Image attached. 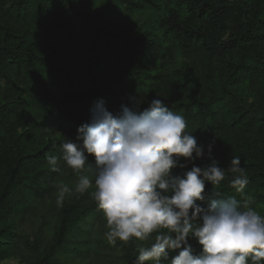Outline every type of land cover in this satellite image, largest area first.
<instances>
[{
	"label": "trees",
	"instance_id": "1",
	"mask_svg": "<svg viewBox=\"0 0 264 264\" xmlns=\"http://www.w3.org/2000/svg\"><path fill=\"white\" fill-rule=\"evenodd\" d=\"M102 1L0 0V264H133L140 242L108 245L91 191L57 206L77 177L47 164L99 100L161 99L205 146L197 166L209 144L221 167L240 156L243 193L219 190L264 214V0Z\"/></svg>",
	"mask_w": 264,
	"mask_h": 264
},
{
	"label": "clouds",
	"instance_id": "2",
	"mask_svg": "<svg viewBox=\"0 0 264 264\" xmlns=\"http://www.w3.org/2000/svg\"><path fill=\"white\" fill-rule=\"evenodd\" d=\"M187 127L185 116L161 99L143 111L122 104L117 112L97 101L90 120L77 130L80 143L66 139L59 157H47L51 172L62 174L66 166L77 177L73 186H56L57 206L91 191L108 245L140 242L133 264H264V214L250 200L219 190L230 177L229 185L243 193L249 177L240 156L221 167L209 144L211 162L197 166L205 146L185 132ZM189 164L190 170L172 173Z\"/></svg>",
	"mask_w": 264,
	"mask_h": 264
},
{
	"label": "rangeland",
	"instance_id": "3",
	"mask_svg": "<svg viewBox=\"0 0 264 264\" xmlns=\"http://www.w3.org/2000/svg\"><path fill=\"white\" fill-rule=\"evenodd\" d=\"M101 4L106 6L108 9L114 10V7H115L114 4L109 0H103L102 2H100L99 5H101ZM96 8L97 7H91V8H89V10L91 11V10H94ZM3 264H15V261L10 260V261L4 262Z\"/></svg>",
	"mask_w": 264,
	"mask_h": 264
}]
</instances>
